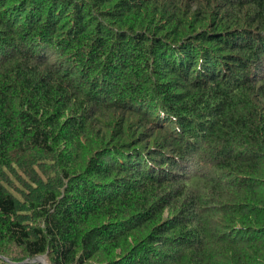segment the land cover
<instances>
[{"label":"trees","instance_id":"obj_1","mask_svg":"<svg viewBox=\"0 0 264 264\" xmlns=\"http://www.w3.org/2000/svg\"><path fill=\"white\" fill-rule=\"evenodd\" d=\"M40 255L264 264V0H0V264Z\"/></svg>","mask_w":264,"mask_h":264},{"label":"rangeland","instance_id":"obj_2","mask_svg":"<svg viewBox=\"0 0 264 264\" xmlns=\"http://www.w3.org/2000/svg\"><path fill=\"white\" fill-rule=\"evenodd\" d=\"M40 256H43V255H40ZM45 256V255H44ZM46 257V256H45ZM36 258H39V256H37V257H35V258H33V259H31V261L30 262H39V260H41V259H36ZM35 260V261H34ZM37 260V261H36ZM26 260H24V262H25ZM45 262H46V264H48L47 263V258L45 259ZM39 263H41V262H39ZM42 264V263H41Z\"/></svg>","mask_w":264,"mask_h":264},{"label":"water","instance_id":"obj_3","mask_svg":"<svg viewBox=\"0 0 264 264\" xmlns=\"http://www.w3.org/2000/svg\"><path fill=\"white\" fill-rule=\"evenodd\" d=\"M46 259V257L43 255V256H39V258H36V259H41V260H43V259ZM41 260H39V262H41ZM35 261V260H34ZM37 261V260H36ZM42 264H45L44 262H41Z\"/></svg>","mask_w":264,"mask_h":264},{"label":"bare ground","instance_id":"obj_4","mask_svg":"<svg viewBox=\"0 0 264 264\" xmlns=\"http://www.w3.org/2000/svg\"><path fill=\"white\" fill-rule=\"evenodd\" d=\"M42 259H43V258H42ZM41 262H44V263L46 264L45 259L41 260Z\"/></svg>","mask_w":264,"mask_h":264}]
</instances>
